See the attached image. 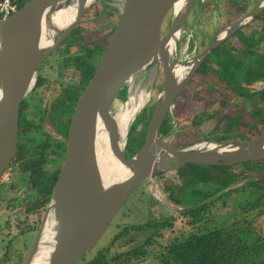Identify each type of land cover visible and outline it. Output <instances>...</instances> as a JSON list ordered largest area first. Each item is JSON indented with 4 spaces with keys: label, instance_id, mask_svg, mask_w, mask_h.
Segmentation results:
<instances>
[{
    "label": "water",
    "instance_id": "1",
    "mask_svg": "<svg viewBox=\"0 0 264 264\" xmlns=\"http://www.w3.org/2000/svg\"><path fill=\"white\" fill-rule=\"evenodd\" d=\"M98 1L29 0L9 18L0 19V179L19 152L20 106L37 82L41 63ZM120 2L121 16L113 33L75 87L61 167L36 236L19 264H77L95 247L133 191L162 172L187 165L229 167L264 161V133L248 140L203 141L185 148L161 134L185 84L215 49L264 11V0L185 62L178 59L180 36L197 0ZM66 11L69 16L63 21L59 17ZM171 52L174 57L169 61ZM158 64L163 82L144 142L134 156L125 158L112 105L131 76ZM180 67L189 70L182 80L175 75ZM99 127L106 133L111 154L128 171L110 184L103 182L97 165Z\"/></svg>",
    "mask_w": 264,
    "mask_h": 264
},
{
    "label": "rangeland",
    "instance_id": "2",
    "mask_svg": "<svg viewBox=\"0 0 264 264\" xmlns=\"http://www.w3.org/2000/svg\"><path fill=\"white\" fill-rule=\"evenodd\" d=\"M237 3H241V1L214 0V4L212 3L209 7H205L203 12L201 13L202 17L199 16L197 21H195L193 24L191 23V25L189 24L186 27L185 32L187 34H190L195 30L193 34H195L196 38L193 39V47H198V53L208 45L211 39L221 29L226 27V24L229 23L226 22V17L231 14L233 5ZM218 17L221 18L220 22L217 21ZM263 26L264 20L260 22L259 20L251 22L239 31L240 34L236 36L234 35L233 37L229 38L225 45L229 48L231 46L236 47L239 51L238 57L241 61H243L242 59H244V57L246 56H253L250 55L251 50L253 53L264 54V42L259 43L254 47V49H250L248 47V44H246V41H249L248 38H245L244 41L243 39L238 38L243 35L249 37L254 30L259 31ZM83 27L91 31L102 30L101 21H97L91 24L85 23ZM167 30L168 25L164 27L163 34ZM82 34L87 35L91 39L93 38V35H90L88 32H83ZM95 37H97V35ZM258 37L259 36H253L254 41ZM73 50L75 51L74 48L71 49V51ZM57 58L58 57L56 56L50 58L48 65H46L44 68V70H50L49 75H47L49 76V81L41 88V94L38 97L39 112L45 113L46 116L47 112L53 111V105H55V99L59 91L57 88L58 85L54 81L58 78L56 72L58 67V64L56 63V61L58 62ZM208 60L210 64L206 69V75L208 77L205 76L206 78L204 79L211 84L215 82L216 79L214 77V74L212 73V70L220 67V60L217 58L216 54H210ZM74 77L75 75L71 71H66L64 80L70 81L71 79H74ZM263 87L264 83L261 82H250L249 84L237 82L232 87L230 93L226 95L224 100L225 104L221 105V101L219 100L217 95L213 96V94L208 93L209 90L208 92L204 90V83L197 82L196 84H194L191 82L187 86V88L181 92L176 103L173 106L172 115L175 120V126L177 128H180V130H177V133L189 134L191 132V135H187L192 140L190 142H195L197 139H200L199 141L197 140V143L195 142V144H198L202 142V136H208L213 140L215 138H218L222 135L221 131L224 130L227 125H229L230 129L234 131L236 129L234 124H237L238 134H244L246 131L251 132L254 127H256L257 131H261L260 125L257 124L258 116L255 120L250 116L249 112H251V115L252 113L256 112L260 115H264V101H259L257 95V92ZM210 88L211 90L213 89V87ZM120 94H124V89ZM235 95H239L240 98H236ZM206 113L214 115L213 119L202 124L201 127L197 130L196 127L198 124H200V118ZM30 119L40 125V127L39 125H35L37 128H39L37 129V132L40 133L37 139L38 141L45 140L46 135L52 138V140L50 141V143L52 142V147L45 144L42 147L41 151L37 153V159H40V156H45L48 159L46 171L48 173H52L61 165V158L59 157H61L62 155L58 150V147L56 146V144L61 143V139L55 132V129L59 130L63 125V121H59V123L57 122L52 125V121L46 118V120L41 123L40 115L36 113L32 114ZM215 121L220 122V125L218 126L219 128L217 130L213 129ZM35 126H32L33 129L36 128ZM177 136L178 135L174 133L171 141L176 140V144L180 145L183 142L179 140ZM17 157L18 155L12 162V166L8 170H6V172L0 179V257L4 254L3 252H5L4 249L8 245V242L11 246L12 255L18 258L20 254H24L26 249L36 236L45 212V208L38 212H27V209L34 204L35 197L30 191L31 187L29 179L27 180V178L23 175V172H25V163L22 159H20V157ZM229 168L230 173L234 177L239 178L238 181L230 187L231 189L236 188L237 190H239L240 188L246 186L248 182H250L249 180H251L250 178L252 177L249 176L246 171H244L243 167L240 166V164L229 166ZM192 169L193 167L191 166H185L184 168L177 171V175L172 173L165 177H162L161 179H156L155 182L152 183V186L156 187L157 192L160 195H158V197H160L159 201H161V203L159 202L160 204L147 192V185H142L140 188L138 187L136 190H134L127 201L124 203V205L114 216L106 231L98 240L95 247L90 251L89 254H87L84 261H81L78 264H85V262L92 259L97 251L103 247L108 246L112 238L116 234L121 232L123 228L127 226L140 225L149 220H158L163 217L165 219L169 217L173 218L171 227H165L157 231V235L153 236L154 244L147 248L150 255L159 251L160 246H164L168 242H171L175 237L179 235V233L182 232L184 236L192 233V228L190 226L184 224L183 220L181 219L179 221L177 220V216L174 215V213L177 212H173L177 211V209H174L173 207H171V209L166 208L169 211L164 214L162 212V208L160 207V205L163 206L162 204H164V206L166 207L167 203V199L164 194L165 185L167 183L177 185L180 183L186 184L188 180L182 175L188 174V172L190 173V170ZM212 175H214V172L212 173ZM256 177L264 178V166L256 173L254 178ZM182 194L183 193L181 192L180 196ZM245 196L250 197L249 194H242L241 191L232 194L230 198L227 199L226 205L223 208L222 203L218 202V209L210 216L211 218H215V222L211 223L212 225L208 226V228L211 229L213 226L228 224L235 218L238 219L245 214L254 215L255 210H248L246 213H243V211L240 209L239 204L247 201V198H245ZM169 214L172 215L169 216ZM252 220L255 231L264 239V215L258 218L254 217ZM147 232L149 231H144L138 236L134 233H131V236L124 239V241L120 240L115 243V245L109 248L107 259L109 260L117 254L128 251L134 244L139 245V243H137V240H141L143 237H146ZM194 232L195 231H193V233ZM131 240L135 241L133 243H130ZM17 258H14L12 264H17ZM153 263H155V260H153L152 256H149L146 258L142 257L133 259L130 263L117 262L116 264ZM108 264L115 263L109 261Z\"/></svg>",
    "mask_w": 264,
    "mask_h": 264
},
{
    "label": "trees",
    "instance_id": "3",
    "mask_svg": "<svg viewBox=\"0 0 264 264\" xmlns=\"http://www.w3.org/2000/svg\"><path fill=\"white\" fill-rule=\"evenodd\" d=\"M27 1L29 0H18L19 9L22 8ZM257 31L258 30H254L249 37L243 35L238 38L243 39V41L245 38H248L249 41H246V44H248L250 49H254V47L259 43L264 42V26L261 30ZM112 32L108 35L107 40L111 36ZM79 34V27L75 28L71 37L68 38L65 43L71 42L72 39ZM238 34H240L239 31L235 34V36ZM253 36L259 37L254 41ZM103 46L104 44L102 46L98 45L94 48H88L85 51L86 55L84 59H80V57H77L78 55L69 57L66 59L67 66H74L77 70H80L79 76L82 78L85 73L90 70L94 61L99 57L102 49L104 48ZM212 54H216L217 58L220 60V67L213 70L214 77L216 78L215 82L210 84L207 80L203 79L201 83H204V90L207 92L209 90L208 93L213 94V96H218L221 101V105L225 104V97L228 93H230L235 83H264V54L253 53L251 50L250 55L253 56H246L242 59L243 61H241L238 57L239 51L237 48L233 46L229 48L225 45V43L215 49ZM71 62L72 64H70ZM209 65V60L207 58L198 69L199 72L205 76V70ZM210 87H213V89L211 90ZM73 94L68 98L67 102L62 105V111L64 113L63 117L65 120L62 127L58 131L62 142L56 144L61 155L63 154L65 148L69 116L72 112ZM257 95L258 100L263 102L264 87L257 92ZM235 97L240 98L239 95H235ZM252 115L250 114V116L255 120L258 116V122H256L260 125L261 131H257L256 127H254L251 132L246 131L244 134H238L237 124H234L236 127L234 131L230 129L229 125H227V127L221 131L222 135L215 138L214 142L248 140L264 133V115H260L257 112L252 113ZM205 117L206 116H204L203 119H205ZM23 125L24 121L22 120L20 121V128L23 127ZM219 125L220 122L215 121L213 129L217 130ZM145 130L146 128L143 130V133ZM34 133L35 131L33 127H29L23 132L21 131L18 146V149L21 152L19 156L20 159L25 158L28 154L40 152L42 147L46 144H42V141H38ZM46 145L49 146L50 144ZM26 159L28 161L30 157ZM46 162V158L44 156H40V159H30L25 165V172L29 173L28 179L31 187L30 190L36 196L34 204L27 209V212H38L44 209L50 199L60 166L54 172L48 174L47 171L44 170ZM263 162L264 161H257L240 164L244 171L252 177L246 186L239 189L242 194L250 195V197L245 196L247 201L239 204L240 209L243 213H246L248 210H255L254 215L245 214L238 219L235 218L228 224L215 226L211 229H207L206 227L201 229V227L199 231L183 236L182 239L176 240L174 243L160 246V250L152 253L151 255L149 254L147 248L154 244L153 236L157 235V231L163 229L164 227H171L172 220L167 218L165 219L163 217L158 220H149L140 225L127 226L112 238L108 246L99 249L93 258L85 262V264H108L109 261L114 262L115 264L117 262L130 263L133 259L142 257L146 258L149 256H152L153 260H155V263L153 264H264V239L255 231L252 220L254 217L258 218L264 215V178H254L256 173L264 166ZM188 166L193 167V169L190 170V173L188 172V174L182 175L184 178H187L188 181L178 190L183 193L181 195L183 199H185L188 194H193V196L199 194L198 189L195 188L198 183H209L213 185L209 195H216L221 192L213 202L216 203V201H223L222 208L226 205L227 199H229L232 194L240 192L236 188H230L238 181L239 178L234 177L230 173L229 167L187 165V167ZM211 172H214V175H212ZM165 187V191L169 192V199L173 203L179 204L180 200L177 196V192L175 191L176 189L174 184L167 183ZM210 206H214V204L210 203L202 207L190 208L188 210L186 209L185 214L187 213L192 217V222L200 223L204 220L205 215L209 214ZM144 231L149 232H147L146 237H143L141 240H137L139 245L134 244L128 251L117 254L109 260L107 259V253L109 252V248L111 246L115 245V243L120 240L124 241V239L131 236V233L138 236ZM134 241L135 240H131L130 243H133ZM22 256L23 254L18 256L17 264H19ZM85 258L86 256L78 263L84 261ZM3 262L5 264L9 262L7 255L3 259Z\"/></svg>",
    "mask_w": 264,
    "mask_h": 264
},
{
    "label": "flooded vegetation",
    "instance_id": "4",
    "mask_svg": "<svg viewBox=\"0 0 264 264\" xmlns=\"http://www.w3.org/2000/svg\"><path fill=\"white\" fill-rule=\"evenodd\" d=\"M240 1H241V3H237V4L233 5L232 10H231V14L226 17L227 18L226 22L227 23L229 22L228 24H226V26L233 23L235 20H237L239 17H241L243 15V13L245 14L252 7H254L257 3H259L261 0H240ZM212 3L214 4V0H197L195 5L191 9V12L188 16V19L185 23V26H184L182 33H181V36H180V45H179V52H178V59L180 61H184V62L188 61L194 55H196V53H198V47H193V39L195 38L193 33L195 30L192 31L190 34H187L185 32V29L189 24L191 25V23L193 24L195 21H197L199 16H201V13L205 9V7H209ZM121 10H122V6H121L120 0H99L98 2L93 4L86 11V13L83 15V17L80 19L78 25L76 26V28L79 27L80 34L76 35L72 39L71 42L65 43V41L71 37V34H72L71 33L59 45L57 50L54 53H52L50 56H48L41 63L37 82H36L33 90L31 91V93H29L27 95V97L23 100V102L20 106V121H22V120L24 121L23 127L20 128V134H21V131L23 132L25 129H28L29 127L39 125L38 123L33 122V120L30 119L31 115L35 114V113L40 115L41 123L43 121H45L46 118L52 121V125L57 123V122L59 123V121L64 122L65 118L63 117L64 113L62 111V107H63L62 105L65 102H67L69 97L72 96L73 91L75 90V87H76V85L80 79V76H79L80 70H77V68L74 66H67L66 59H68L69 57L75 56V55H78L77 57H80V59H84L85 55H86L85 51L88 48H94V47H97L98 45L102 46L103 44L105 46L106 43L108 42L109 38H110L109 37L107 40L108 35L112 31H114V29H115V27H116V25L120 19ZM263 13H264V11L261 14H259L256 18H254L251 22L258 21L257 19H259V22L263 21L264 20ZM97 21H101L102 30L91 31V30H88L85 27H83V25L85 23L91 24V23H95ZM217 21L220 22L221 18L219 19V17H218ZM89 27H90V25H89ZM89 27H87V28H89ZM83 32H88L90 35H93V38L91 39L87 35H83L82 34ZM96 35H97V37H95ZM226 42H225V44H226ZM72 48H74L75 51L74 50L71 51ZM55 56L58 57L57 58L58 62L56 61L57 59L55 60L56 63L58 64V67L56 70L58 78L55 79L54 81L58 85L57 88L59 91H58L57 97L55 99V101H56L55 105H53V111L47 112V116H46L45 113L39 112V106H38L39 99H38V97L41 94V88L49 81V76H47V75H49L50 70H44V68L46 65H48L50 58L55 57ZM173 57H174V52H171V55L169 57V61H172ZM70 64H72V62ZM69 69H72V70H69ZM198 69L192 75L191 79L185 84V86L183 87L181 92L184 89H186L187 86L191 82L194 84H196L197 82L201 83L203 81V79L206 78L205 77V76H207L206 70H205V76H204V74H201ZM66 71H71L75 75L76 78L74 77V79H71L70 81H65L64 77H65ZM188 72H189L188 69L183 70L181 72L180 79L181 80L184 79L187 76ZM162 82H163V70H162L161 64H158L156 66L146 67V68L141 69L140 71L136 72L133 76H131L128 79V81L123 85V87L121 88V90L117 94L116 99L114 100V103H113L112 108H111V112L116 117L120 112H123L124 110L127 109V107L130 105V99H134V102H135V100L137 101V98H139L140 95L143 97L147 96V98L145 99V102L139 108L137 113L134 114L132 120L129 122V124L127 126V131L125 134V140H124V145H123V153H124L125 158H131L132 156H134L135 153L141 148V146L144 142L146 130L144 133H143V130L145 128L147 129L148 121H149V118H150V115H151V112H152V109H153V106L155 103V99H156V96H157V94L161 88ZM123 89H124V94H120ZM181 92L179 93V95L181 94ZM179 95H177L176 99L174 100L173 106L176 103ZM172 112H173V107L167 113V115L165 117V120L161 126V133L164 134V136L170 140H171L172 136L174 135V133L177 134L178 135L177 138L183 142L182 144L177 145L178 148H185V147H191V146L197 145V144H195V142L197 143L200 139L199 140L197 139L198 141L196 140L195 142H190L192 140L190 139V137L187 136V135H191V132L189 134L177 133V130H180V128H177L175 126V120H174V117L172 115ZM249 113L251 114V112H249ZM204 116H206L205 119H203ZM213 117H214V115H211L208 113L204 114L200 118V121H199L200 124H198L199 126L197 125L196 129L198 130L202 124L206 123L207 121L212 120ZM145 123H146V125H145ZM39 127H40V125H39ZM37 129H39V128L36 127L34 129V131L36 132L34 134H36L35 137L38 139V136L40 135V133L37 132ZM58 131L59 130L55 129V132L58 134L59 138L61 139V136H60ZM51 140H52V138L50 136L46 135L45 140L42 141V144H44V143L50 144L49 146L52 147V142L50 143ZM201 140H202V142L203 141H213L214 142V140L210 139L208 136H204V137L202 136ZM61 142H62V140H61ZM173 142L176 143V140ZM20 154H21V152L19 151L17 154L18 155L17 158H19ZM62 156H63V154H62ZM62 156L59 157V158H61V163H62ZM28 157H30V159H37V153L36 154L31 153V154L26 155L25 158H22L23 161L26 160V161H24L25 165L30 160L29 159L27 161L26 158H28ZM46 160H47V162L44 166V170H46V167L48 165V159L46 158ZM11 166H12V163L10 164L8 169ZM60 167H61V165H60ZM177 171L162 172L161 174H158L157 176L148 179L142 185H147L148 187L146 188V190L150 194V196L154 197L158 201V203L159 202L161 203V201H159L160 197H158L159 193L157 192L156 187L152 186V183H154L156 179L157 180L161 179L162 177H165V176L172 174V173L177 175ZM23 175L28 180L29 173L23 172ZM141 186H139V188ZM212 186L213 185L209 184V183L208 184L198 183L195 188L198 189L199 194L196 196H193V194H188V195H186V199H183L182 196H180L181 192L178 191L181 187H183V184L182 183H180L178 185L174 184V187L176 189L175 191L177 192V196L180 200L179 204H175L169 199V192L165 191L166 187H164V192H165L164 194H165V197L167 199V203H166V207L164 206V204H162L163 206L160 205V207L162 208V212L164 214H166V212L169 211L166 208L171 209V207H173L174 209H177V211H173V212H177V213H174V215L177 216V220L179 221L181 219V220H183L184 224L190 226L192 228L191 229L192 233H193V231H199L201 227H202L201 229H203L205 227L207 229H209L208 226L212 225L211 223L215 222V218H211L210 216L213 214V212H215L218 209L217 203L219 201H216V203L213 201H215V199L221 193V192H219L216 195H209V192H211L210 190H211ZM147 192H145V193H147ZM31 193L34 195V197H36L33 192H31ZM220 202L222 203L223 201L220 200ZM210 203H213L214 206H210L209 214H206L204 220L200 223L192 222V217L189 216L187 213L185 214L186 209L188 210L190 208H198V207H202L204 205H208ZM170 215H172V214H169V216ZM167 219L172 220L173 218L169 217ZM171 224H172V221H171ZM213 227H215V226H213ZM183 236L184 235L181 232V233H179V235L177 237H175L171 242H168L167 244L174 243L176 240L182 239ZM4 250H5V252H3L4 254L0 257V264H5L3 262V259L6 257V255L8 256V261H9L6 264H12L14 258H17V257H15L14 255L11 254L12 253L11 252V246H10L9 242H8V245L6 246V248Z\"/></svg>",
    "mask_w": 264,
    "mask_h": 264
},
{
    "label": "bare ground",
    "instance_id": "5",
    "mask_svg": "<svg viewBox=\"0 0 264 264\" xmlns=\"http://www.w3.org/2000/svg\"><path fill=\"white\" fill-rule=\"evenodd\" d=\"M226 14H227V12H226ZM224 15H225V13H224ZM68 16H69V11H66V12L62 13V15L59 18L63 19V21H65V20H67ZM226 20H227V18H226ZM185 69L186 68L180 67L178 70L175 71V75L178 78H180L181 72ZM146 98H147V96L143 97L140 95L139 98H137V101L135 100V102H134V99H130V105L127 107V109L124 110L123 112H120L115 117L117 130H118V136H119V143L121 144V146L124 145L125 134H126L127 126L129 124V122L132 120L134 114L137 113L139 108L145 102ZM210 147H213V145H211ZM95 152H96V157H97V165H98V168H99L103 182L110 184V183L115 182L116 180H119V179L126 177L128 175V171L123 166H121L116 161V159L113 157V155L111 154L110 149H109V145H108V141H107V137H106V133L101 127L97 128V133H96V138H95ZM52 223L53 222L51 219V221L48 222L46 229H45L46 235L49 234V230L51 229Z\"/></svg>",
    "mask_w": 264,
    "mask_h": 264
},
{
    "label": "built area",
    "instance_id": "6",
    "mask_svg": "<svg viewBox=\"0 0 264 264\" xmlns=\"http://www.w3.org/2000/svg\"><path fill=\"white\" fill-rule=\"evenodd\" d=\"M18 10V0H0V19H7Z\"/></svg>",
    "mask_w": 264,
    "mask_h": 264
}]
</instances>
